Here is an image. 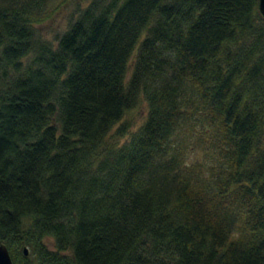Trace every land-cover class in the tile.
Wrapping results in <instances>:
<instances>
[{"label": "trees", "instance_id": "1", "mask_svg": "<svg viewBox=\"0 0 264 264\" xmlns=\"http://www.w3.org/2000/svg\"><path fill=\"white\" fill-rule=\"evenodd\" d=\"M52 2L0 0L13 264H264L258 0H91L55 43L35 26ZM142 100L137 130L104 145Z\"/></svg>", "mask_w": 264, "mask_h": 264}, {"label": "rangeland", "instance_id": "2", "mask_svg": "<svg viewBox=\"0 0 264 264\" xmlns=\"http://www.w3.org/2000/svg\"><path fill=\"white\" fill-rule=\"evenodd\" d=\"M91 0H53L51 6H55L52 15L42 24L35 25L41 37L55 43L56 37L62 34L70 22L76 18L78 12L85 8ZM147 115V104L140 101L133 109L129 110L124 117L116 123L110 134L106 137L104 145H120L129 139L130 134L137 130ZM117 129L121 134L117 133ZM49 248L52 247L51 239H46Z\"/></svg>", "mask_w": 264, "mask_h": 264}, {"label": "water", "instance_id": "3", "mask_svg": "<svg viewBox=\"0 0 264 264\" xmlns=\"http://www.w3.org/2000/svg\"><path fill=\"white\" fill-rule=\"evenodd\" d=\"M258 8L262 16L264 17V0H258ZM24 253L27 254V249L24 248ZM0 264H13L9 251L5 244L0 240Z\"/></svg>", "mask_w": 264, "mask_h": 264}]
</instances>
